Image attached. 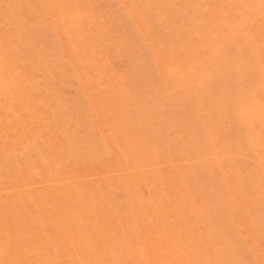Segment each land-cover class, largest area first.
I'll use <instances>...</instances> for the list:
<instances>
[{
    "label": "bare ground",
    "instance_id": "6f19581e",
    "mask_svg": "<svg viewBox=\"0 0 264 264\" xmlns=\"http://www.w3.org/2000/svg\"><path fill=\"white\" fill-rule=\"evenodd\" d=\"M15 1H16V3H14L13 5H11L12 3L10 4L11 5L10 8L12 9V11H15V13H17L16 11L19 10V7H20L19 5H21V3L19 4L17 2V0H15ZM33 1L35 3L37 2L38 4L43 2V4L46 7L45 10L47 9L48 11H50L54 15V17H56L55 20H57V18H58L56 16L57 13H59V15H61V16L63 15V17L68 16L67 18L65 17L66 18L65 20H66L67 26H68V27L66 26V28L68 29L69 27L70 28L73 27L74 31H71V29L69 28L70 31L68 32L69 34H67V36L69 35V38H71L73 40L78 39L77 36L78 37L80 36V28L77 26V23H75V19L79 15V5L80 4L78 5L75 0H33ZM34 2H32V3H34ZM213 2H215V1H213ZM213 2H212V5H210V6L214 5ZM233 2H237V1L236 0H219L218 6L222 7V4L224 3L227 5V8L230 9V11L226 12L225 10H223V9L221 10L220 8H219L220 10H217L216 12L214 10L213 13H212V11H209L206 14V19H208L210 17H211V19H212V17H216V18H218L220 16L222 17V15H224V14L226 15V13H227L229 15V16L226 15V17L228 16V20L226 19V17H224L228 22V23L226 22V24H228L227 28L233 29V28L238 27V29H239V25H236V23L238 21L237 14L238 13L243 14L245 11V13H248L249 17L252 16L250 18H251V21L253 23H254V20H252V18L254 16H257V15L259 16V18L262 21H264V0H243V3L241 6H239L240 7L239 9H234L235 7L233 9H231ZM37 3L34 5H36L35 9L38 10L40 5L37 8ZM177 3L179 4V2H177ZM204 3L206 5V0ZM240 3H241V1H240ZM215 5H217V4H215ZM215 5H214V8H217V7H215ZM180 6L184 7L183 3H182V5L180 3ZM230 6H231V8H230ZM119 7L121 8V6H119ZM203 7H205V6H203ZM207 8H208V4H207ZM207 8L205 7V9H207ZM2 10H0V143L3 142V146H0V148H1L0 152L2 153V155L0 156V264H53L54 260L59 261L58 264H107L108 262L110 264H234V263H231L232 260L230 262H228V261H225L224 259L219 258V257L223 258V255L226 254L227 248L226 247H220L219 245H217L215 242V239L213 241L212 238H210L212 241L210 242L209 246H204L202 244H199L196 241L195 234L200 228H202L199 226V225H201L199 223V221H201L200 219H202L203 215H205L204 212H202V210H200L202 212L201 213L202 215H199L197 217H195V215H192L191 217H195V218H191V219L189 218L190 220L188 222H186L185 224L182 223V221H181L182 219L186 220L188 218V216H190V214L195 212L194 211L195 205H196L197 201L199 200V198L198 197L196 199L192 198L193 199L192 202H189L187 200L189 203H187V202L184 203L180 199L176 198V194L174 192H168L167 188L164 187L165 178H167L168 175L167 174H161L159 169L155 167L154 158L151 159V162L148 164V167L150 166L149 167L150 169L148 168L149 169L148 171L150 174L154 175L153 178H155L157 185L155 187H152V188L150 186V189L145 188L144 190H141V189L137 190L140 193V194H138L139 195L138 201H136L135 198H131V197L127 196L125 193L122 194L120 191L119 192L114 191L113 190L114 188H112L114 186L110 185L109 182H111V181H108L106 176H102V178H101V183L103 185V190H102L103 195L97 196L96 194H94L92 192L89 194H86L84 192L83 182L89 181L91 174H89L87 172H81V165L83 163L79 159V157L77 156V153L79 152L77 147H75V146L66 147L65 146L66 144L63 143L64 141L63 142L61 141V136H65V134H67L68 129H66V131H65L64 130L65 128L63 127L61 129H59L55 134L52 133V128H53V125L55 124L53 121L54 120L57 122L62 121L66 125V122H64V121H65V119L68 120L69 116H67V114L65 115L64 113L60 112L54 118H47L43 114V105L47 104V102L52 97V95L50 96L49 94H47V93H50L51 88L46 86L43 83V81L41 80V78L43 77L42 72L44 74V71L46 69H48L49 65H50L49 64V65H47L48 67H45L47 62L45 63L43 61L44 60L43 57L48 56V54L46 56H44L45 52L43 53V51H41L43 54L41 52H39L40 50H46V48L39 49V51L36 48L37 50H35V51L26 52L32 56V59H30V60H29V58L24 59L25 56L23 55L24 61L20 60L21 58L19 56L22 55L26 50L28 51L29 47L32 46L29 43L31 40L30 41L26 40L28 42L21 43V42H24V40L22 41V40H18L15 38V35H14L15 24H13L12 23L13 21L11 22L9 20V18H7L5 16L4 11H2ZM23 10H24V8L23 9L21 8V11H23ZM199 10L201 11L202 9H199ZM209 10H212V9H209ZM116 12H118V11H116ZM18 13H19V11H18ZM198 14L202 15L201 13H198ZM31 15L32 14H30V16ZM195 16H197V15L195 14ZM32 18H33V16H32ZM197 19L200 21L199 17ZM197 19H195V20H197ZM19 20H20V18H19ZM79 20H77V21H79ZM195 20H193V21L195 22ZM203 20L205 21L204 18H203ZM28 21H27V23H28ZM59 21H60V19H59ZM211 21H213V20H211ZM220 21H221V19L219 20V22ZM29 22H31V21H29ZM209 22H210V20H209ZM252 22H251V24H248V23L245 24V25L248 24V26L246 27L248 30V31H246V35L248 38H246V39H248L249 42H250V40H252L255 43L251 48H248V49L243 48V40L241 39V37L236 35V34H230L229 33L230 31L227 28H224V30L222 32H219V29H218V32H216L215 30L217 28H215V27H214L215 29L213 28L214 30L209 29L212 26L209 27L208 30H201V31H198L194 27V30L195 31L197 30V32L194 33L195 37H194V35L190 36V35H186V34L181 33V32L179 33V31H178L177 35L174 37V39H172L173 43L171 42V47L167 48L166 50H163L162 48H159L157 46L153 47V49H152L153 50L152 51L153 57H152L151 61L148 60V63H146V64L147 65H158L157 70L164 73L168 77L170 82L172 81L173 85L175 84L177 87L178 86L182 87L181 90H184V89L187 90L191 94V96L201 98L202 100L200 99V101H201L200 103H202L204 106L205 103L202 101H203V99L206 100L208 93L207 92L205 93V91L202 93L200 91V88L202 86L204 87V86H209V85H211L210 87H212V84L210 82L212 80L209 81V79L211 77L208 73V70L206 68L202 67L201 65H264V37H262V38L256 37V31H258V33H259L260 26L259 25L258 26H251V25H253ZM15 23H17V21H15ZM22 23L20 25V22L18 21L17 24L19 26H22ZM36 23H37V21L35 22V24ZM215 23H217V22H215ZM24 24H26V23H24ZM190 24H191V22H190ZM38 25H39V22H38ZM40 25H41V23H40ZM212 25H214V23ZM216 26H218V24ZM219 26H221L220 28H222V25H219ZM63 28H65V27H63ZM197 28H199V27H197ZM243 28L244 27L242 26L241 29H243ZM33 29H34V31L37 30L36 26ZM222 29H220V30H222ZM27 30L29 31V29H27ZM25 31H26V29H25ZM35 32H30V33H35ZM25 33L27 34L28 32H25ZM17 34L18 33H16V36H17ZM26 34H23V31H22V35H24L26 37L28 35V34L27 35ZM260 34H264V33H260ZM19 36H21V35H19ZM19 36H18V38H19ZM199 36H202V37H200L201 39H205L206 43L204 42L205 44H203V45L206 46L205 47L206 50H204V52H201V54L199 53L201 55L199 60H194V59L191 60L189 56L192 55L190 53L194 52L193 46H195L193 44L194 43L193 39L196 37H199ZM29 38H31V37H29ZM197 39L198 38H196V40ZM201 39H200V41H201ZM224 39L228 40V42L230 43L231 46H229V45L224 46L222 43L224 41ZM34 40H35V38H33V41ZM78 40H79L78 45L75 46L76 52H74V53L69 52L67 54H69V55L74 54V56H75V54H77V55L78 54H84L85 55V53L88 50H90L89 52L93 53V55H89V54L87 55L86 54L85 55L86 57H84V55H82L84 57L83 65H88V69L91 72V74H93L94 76L97 77V79L94 81L90 80L89 77L85 78V81L87 82V89H88V91H86L85 94H86L87 100L90 97L95 96V95L105 97L102 109L99 107L100 110L97 111V114L99 115V117L101 119V123H99L97 125L100 126V125H104L106 123H110L111 120L113 119V117L111 116L112 119H110V122H109V120H108L109 117L106 116L107 113L115 112V111L119 110V108L121 107L119 105L118 101L122 100L123 98L122 97H121V99L119 98L120 100H118L117 102L115 100H116V98H118V96H119L118 94L119 93L121 94V92H122V88H121L122 79L119 76H116L115 80L114 79L104 80L103 76L107 72L102 70L101 68H102V65H106L108 63V57L103 54L104 56L98 57L99 59H97L96 56L94 55V52H96L95 49L93 47L92 48L90 47V49H88V39L86 36L81 35ZM34 42H33V45H34ZM197 42H198V40H197ZM36 43L38 45V43H39L38 40ZM151 43L149 42L148 45L150 46ZM201 44H199V46ZM41 45H42V43H40V46ZM38 46L34 45V47H32V48L34 49L35 47H38ZM23 47H25V48L27 47L26 50L24 48V51H23L22 50ZM49 47H50V45H49ZM124 47H125V45H124ZM39 48H41V47H39ZM141 48H144V47H141ZM145 50H147V49H145ZM123 51L125 52V48ZM147 51H149V50H147ZM66 52H67V50H66ZM135 52H137V51H135ZM197 52H199V51H197ZM98 55H99V50H98ZM62 56L64 57V54ZM48 57H50V56H48ZM68 57H71V56H68ZM120 58H122V56ZM64 59H66V58H64ZM64 59L62 58V60H64ZM73 59H75V58H73ZM131 59H132V56H131ZM25 60H29V61H25ZM127 60H128V58H127ZM127 60H126L125 65H144V63L142 61L140 63L139 62L137 63V62H135V61H137L135 59H133L135 61H131L130 59L128 61ZM70 61L72 62L71 59H70ZM122 61L123 60H121L119 63H121ZM49 62L52 63L51 61H49ZM62 62L63 61H61V64L64 65L65 63L63 64ZM109 62H110V59H109ZM116 62L118 63V60ZM144 62H145V60H144ZM53 64H54V62H53ZM81 64H82V62H81ZM123 64H124V62H123ZM26 65H31V66L32 65H41V66H38V67L28 66L27 67ZM183 65H190V66L184 67ZM115 66H117V65H115ZM53 68L54 67H52L50 70L53 71L52 70ZM126 68L127 67H125V69ZM142 68L143 67H139V66L138 67H132L131 68L133 71L132 75L136 76L140 73H142V74L145 73L142 71ZM232 68H234V67H232ZM262 68H264V67H262ZM57 69H59V68H57ZM78 70H80V69H78ZM78 70L77 69L70 70V71H72L73 75H75L74 77L76 80L78 77L77 76ZM146 70H148V69H146ZM244 70H245V68H244ZM55 71L56 70L54 69V72H52V73L55 74ZM58 71L61 72L60 70H58ZM58 71H56L57 74H59ZM63 71H64V69H63ZM87 72H88V70H87ZM228 72L230 74L233 73L232 75L235 74L234 75L235 77L239 76L238 78L240 79V81L236 87L237 90L241 93V95L239 94L240 100L238 103V107L242 109V113L241 112L240 113L245 114L246 118L248 117L250 119V117H253V115L255 113L254 112L252 113V111H251L252 107L250 109L248 104L246 103V100L244 99L245 98L244 96H246L245 95V92H246L245 86H246V84H248V81L246 80L245 76H246V74H249V71H247L245 76H244V71H239V69L228 70L227 68L222 67V69H220V71H219V73L222 76H223V74L226 75ZM212 73H214V72H212ZM130 74H131V72H130ZM149 74H150V71H149ZM45 75H47V74H45ZM79 75H80V73H79ZM140 75H138L139 81H140V79H142V78H140L141 77ZM151 75H152V73H151ZM57 76H60V75H57ZM113 76H115V75H113ZM145 76H147V75H145ZM211 76H213V75L211 74ZM48 77H51V75ZM142 77L144 78V75ZM224 77H222V80L224 79ZM162 78L163 77H161V79ZM217 78H218V76H217ZM53 79H54V77H53ZM62 79L60 80V78H59L58 80L62 81ZM125 79H127V77ZM215 79H216V77L214 78V81H216ZM219 80H220V78H219ZM111 81H113V82H111ZM114 81L118 84L116 85V83ZM262 81H264V78L261 79V82ZM57 83H58V81H56V85H57ZM106 83H108V84H106ZM111 83H115V86H110ZM167 84H169V83H167ZM262 84H264V83H262ZM68 85H69V83H68ZM161 85H163V84H161ZM169 85L172 86L171 83ZM175 85H174V87H175ZM214 85L215 84H213V86ZM262 86H264V85H262ZM180 87H178V88L180 89ZM256 88L259 89L258 86ZM163 89L165 90V87ZM169 89H168V91H169ZM203 89L208 90V88H203ZM213 89H214V87H213ZM262 89H264V87H262ZM185 90H184V92H185ZM260 90H261V88H260ZM258 91H257L258 98L256 99V104H255L257 109H255V112L256 113L258 112V114H261L262 113V107L261 106H262V104H264V92H262V90L259 92ZM180 94H183V93H180ZM228 95L223 94V96L221 98H219L220 103H221V99L223 101L224 100L229 101L230 97L228 98ZM246 98L249 99L248 97H246ZM110 99L114 100L112 104H109ZM196 99L198 100V104H199L198 107H196V111H197V108H202V110H204L205 107L204 108H203V106L199 107L200 106L199 99L198 98H196ZM208 99L209 98H207V101H208ZM93 100H95V99H93ZM250 100H251V97H250ZM110 101H112V100H110ZM211 101H212V99H210V102ZM217 101H219V100H217ZM122 102H124V101L122 100ZM148 102H150V101H148ZM99 103H100V101H99ZM215 103H211V105H215ZM151 104H153V103L151 102ZM53 105H51V106H53ZM142 105L144 106V104H142ZM216 105H218V104H216ZM123 106H125V105H123ZM143 106H141V107H143ZM188 106H189V104H188ZM195 106H197V104H195ZM195 106H193V110H191V111H193V114L195 113L194 112ZM214 107H217V106H214ZM53 108H54V106H53ZM172 108H171V110H173ZM206 109H207V107H206ZM211 109H210V111H211ZM224 109H226V108L224 107ZM137 110H139V109H137ZM168 110H170V109H168ZM184 110H181V111L184 112ZM198 110H200V109H198ZM215 110H218V107ZM204 111H207V110H204ZM121 112H123V111H121ZM131 112H133V111H131ZM200 112H203V111H200ZM222 112H223V109H222ZM142 113H143V111H142ZM224 113H226V111ZM200 114L202 117L203 114L202 113H200ZM180 115H182V114H180ZM197 115L199 116V114H197ZM207 115H210V114H207ZM220 115H221V113H220ZM148 116H149V114H148ZM106 117H108V118H106ZM199 117H198V119H199ZM211 117H213V116H211ZM152 118H153V116H152ZM207 118L209 121L210 118L209 117H207ZM218 118H220V117H218ZM258 118L259 117L257 116V119ZM74 119L75 118H73V120ZM255 119L256 118H254V120ZM127 120H126V122H127ZM199 120H201V122H202L201 118ZM259 120H261V119H259ZM187 121H189V120H187ZM142 122H143V120H142ZM177 122H178V120H177ZM253 122L254 121H251L250 123H253ZM118 123H120L119 128L121 130L122 127L124 126L125 122L120 121ZM174 123L176 124V121ZM193 123H195V121ZM78 124H80V123H78ZM212 124H213V122H212ZM71 125L73 126L74 124H71ZM194 125H196V124H194ZM202 125H204V124H202ZM206 125H207V123H206ZM231 125H232V123H231ZM231 125L229 127H231ZM182 126H183V124H182ZM184 126H186V125H184ZM175 127H177V125ZM179 127H181V125ZM187 127L188 126H186V128ZM182 128H184V127H182ZM144 129H146V128H144ZM189 129H190V127H189ZM202 129H205V128H202ZM130 130L132 131V129H130ZM224 130H225V128H224ZM248 130H249L250 134L252 133V135H254L253 137L256 136V130L255 129L249 127ZM262 130H264V129H262ZM80 131H81L80 133L83 132L82 130H80ZM182 131H184V130H182ZM190 131L192 132V130H190ZM178 132L179 131L175 132L176 135ZM225 132L226 131H224V134H225ZM120 134L121 133L119 131L118 134L111 136L110 138L107 137L106 135L101 136V134H100L101 138L98 139L97 149L95 151H89L88 153L86 152L87 155L85 156V161L89 160L90 163H92V165L99 166V167L104 165L103 164L104 153H102L100 148L106 151L107 147H109L108 144H110L112 151L110 153L105 154V155H106V157H108L109 160H111L110 169L122 171L121 179L123 180V182L120 186V190L123 191L125 189L131 188V187H136V185L141 184L144 180V172L140 171V170H134L135 162L132 158V155L130 154L132 145L134 143H133V141H123V138L121 137ZM207 134H208L209 139L211 141H213L214 137H215L213 130L208 129ZM87 135H89V134H87ZM226 135L228 136V134H226ZM226 135H224V136H226ZM79 136H78V138H79ZM131 136H132V134H131ZM178 136H176V137H178ZM221 136H223V135H221ZM136 137H135V140H136ZM186 137H187V135H186ZM208 137H207V139H208ZM70 138H72V137H70ZM199 139H198V141H199ZM205 139H206V137L203 140H205ZM74 141H73V143H74ZM181 141H182V139H181ZM86 142H88V141L86 140ZM194 142H196V141H194ZM204 143H207V142H204ZM221 143H222V141H221ZM225 143H226V141H225ZM71 144H72V140H71ZM255 144L256 145H254V146L256 149L254 151H256L258 153L260 152L261 155H264V143H261L260 141H256ZM149 145H146V148H144V149L146 150V152L150 153ZM151 145H153V144H151ZM190 146H192V145H190ZM203 146L208 147L210 145L203 144ZM214 146H215V143L213 146H211V148L209 147V149L212 150L213 149L212 147H214ZM225 146L226 145H224L223 147H225ZM252 147H253V145H252ZM153 148H152V150H153ZM158 148H159V146H158ZM158 148H156V149H158ZM205 148L206 147H204V149H202V151L204 153H205ZM196 149H198V147ZM215 149H216L215 150V157H214L215 159H217L219 156H225V152L222 149V147H218ZM227 149H230V148L228 147ZM86 150H88V148ZM186 151L188 152V148ZM191 151H194V150H191ZM197 151L199 152V150H197ZM202 151H201V153H202ZM206 151H208V150L206 149ZM198 152H197V155L200 154ZM186 155H188V154H186ZM186 155H185V157H186ZM189 156H187V157H189ZM193 156H194V154H193ZM204 156H205V154H204ZM238 157H240V156L237 155V158ZM189 158L191 159L193 157H189ZM231 158H232V156H231ZM237 158H234V159H237ZM185 159H187L185 161H189L188 158H185ZM191 160L195 161L196 158L191 159ZM198 160H199V158H198ZM229 160H230V164H231V159H229ZM165 161H167V160H165ZM190 161L188 162L187 167L189 166ZM236 161H235V163H236ZM240 164H241V160H240ZM247 164H248V162H247ZM216 165H218L217 161H216ZM232 165H234V164L232 163ZM236 165L233 167H236ZM192 166H194V164ZM189 167H188V169H189ZM190 168H192V167H190ZM195 168H196V166L194 167V169ZM212 168L215 169L214 167H212ZM212 168L210 167L209 170H212ZM110 169H107L106 171H104V175H106V173ZM191 170H193V169H191ZM202 170H205V168L203 167ZM233 170H235V169H233ZM188 171L190 172V170H188ZM200 172H197V173L202 174V171H200ZM210 173H212V172H210ZM204 174H205V172H204ZM173 175H175V174H173ZM193 175H196V174H193ZM175 176H177V175H175ZM221 176L218 175V177H221ZM237 176H238V174H237ZM213 177H215L214 174H213ZM213 177L211 176L212 179H213ZM218 177H215L216 180ZM243 177H245V175ZM50 178H55L57 180V183L54 186L48 187V185L46 184V181H49ZM193 178L194 179L196 178L197 180L201 179V178L198 179L197 177H192V180H193ZM205 178H207V176H205ZM209 178H210V175H209ZM211 178L209 179V183H208L210 186L206 184L208 186V189H207V186L203 182H201L206 186L207 190H209V188L211 189V187L213 186L212 183H211L212 186L210 184V181L212 180ZM215 178L213 181H215ZM239 178H240V176H239ZM96 179H98V178H96ZM219 179L222 180V178H219ZM219 179L217 181L218 183L220 182ZM236 179H238V178H236ZM205 180H203V181H205ZM171 181H172V179H171ZM182 181L183 180H181V182ZM241 181H242V179H241ZM199 183L200 182H198L197 184H199ZM240 183H238V184L240 185ZM242 184H243V182H242ZM179 186H181V185L178 184V187ZM197 186L199 187V185H197ZM87 187H89V186L87 185ZM99 187L100 186H97L98 189H99ZM198 187L197 188L195 187V188L197 190H200L199 188L201 186L199 188ZM202 187H204V186L202 185ZM240 188H242V187H240ZM212 189L214 190V188H212ZM111 191L113 193H115L116 195H118V197L120 196L122 198V196L123 197L125 196L126 197L125 200L123 202L121 201V203L119 204L118 198H117L118 199V201H117V199H114L116 197H110L109 196V194L112 193ZM189 191H187V192H189ZM244 191L245 190H243V193H244ZM144 192L146 193V196H145ZM187 192H184V193H187ZM202 192L205 193L204 191H202ZM207 192H209V191H207ZM211 192H210V194H211ZM181 193H182V191H181ZM214 193L217 194L218 192H215V190H214ZM216 194L215 195L211 194L212 196H214V198H212V196H211V198L215 199ZM236 194H237V190L234 187H232L230 184H228L224 194H222V196H221V199L223 201H226L229 197H233ZM135 195H137V194L135 193ZM135 195H133V196H135ZM185 195H187V194H184L182 196H185ZM193 195H191V196H193ZM204 195L205 194H203L202 197L199 195L203 201H204V199H203ZM243 195H245V194H243ZM206 196H204V198H206ZM145 197H147L148 199H145ZM217 197H218V195L216 196V198ZM121 198H120V200H121ZM187 199H188V197H187ZM246 199H248V198L246 197ZM211 200H210V202H211ZM216 200L217 199H215V202H216ZM185 201H186V199H185ZM207 202H209V200ZM207 202H205L203 204L207 205L206 204ZM212 202H214V201H212ZM136 203H138V205H136ZM199 204H200V202H199ZM210 205H207V206L210 208L211 207ZM212 205H213V203H212ZM135 206H138L137 208H138L139 212H137V213H135V211H134ZM202 206L203 205H201V207ZM207 206H206V209L208 210L209 208ZM244 207H246V206H244ZM118 208H120V210H123V211H121V212H124L122 215H119L118 212H120V211L118 210ZM197 208L201 209L199 206ZM216 208L217 207L215 206V209H212V211L217 210ZM202 209H205V206H203ZM218 211H220V210L210 212V213H212V214L214 213V215H215V213ZM223 211L224 210H222L221 212L224 214ZM207 212H209V210ZM255 212L253 210V213H255ZM196 213H197V211H196ZM222 213L221 214L219 213V214L223 218ZM231 213H229V214L231 215ZM206 214H208V213H206ZM212 214H211V216H212ZM229 214L227 213L226 215H229ZM214 215H213L212 219H214V217L216 218V215L215 216ZM220 215H217V216H220ZM230 215H229V218H231ZM109 216H113L114 220L111 221L112 222L111 227L106 228L105 227V220H107V218H109ZM224 216H225V214H224ZM205 217H210V216L206 215ZM226 218H227V216H226ZM226 218L224 217L225 220H226ZM212 219H211V221H213ZM224 219L223 220L221 219L222 222L224 221ZM214 220L215 221L217 220L216 222L219 221L218 217H217V219H214ZM227 220H228V218H227ZM227 220H226V222H227ZM231 220H232V218H231ZM231 220H230V223L232 222ZM48 221H49L50 225L47 227L46 233L41 236V234L43 233L40 231L42 228L41 226L43 223L48 222ZM241 221H242L241 224L245 228V233H248L249 227H250V220L245 215H243ZM204 222H205V227H209V225H208L209 223L206 225L207 220L206 221L202 220V224ZM257 222H258V220H257ZM228 223H229V221H228ZM228 223H225V221H224L223 223H221V225L228 224ZM211 224H210V227H213L216 229L215 226H217V225L215 224V226H213V225L211 226ZM146 225H148V226L151 225L152 231L156 230L154 232V236L150 239H147L143 234L144 226H146ZM226 227H227V225H226ZM256 228H258V227H256ZM211 229L212 228H210V231H211ZM217 229H216V231H217ZM203 230L207 231V229H205V228H203L202 231ZM220 230H223V229H220ZM212 231H214V230H212ZM232 231L235 232V230H232ZM232 231H231V234H232V236H234L233 235L234 232L232 233ZM39 232H41V234H39ZM207 232H209V231H207ZM221 233L222 232H219L218 234H221ZM198 234L200 235L201 233L198 231ZM198 234L196 235V237L198 236ZM215 234H216V232H215ZM225 234L226 235L229 234V231ZM225 234L223 236V239L219 235H218V237H220L222 240H224ZM206 235L209 237V234L206 233L205 236ZM228 236H230V235H228ZM234 237H236V236H234ZM203 238L204 239L203 240L201 239V241H205L206 237H203ZM215 238H216V236H215ZM227 238L229 239V237H227ZM219 239L217 238V240H216L217 243L220 244L221 242H224V241L219 240ZM218 240H219V242H218ZM200 243H202V242H200ZM156 245L161 246V248L155 253L154 256H156V258L152 259V255L149 252V248L152 246L154 247ZM239 245H240V243H239ZM232 246H233V244H232ZM262 251H264V250H262ZM215 255H217V257L215 258V262H213V256H215ZM227 257H228V255H227ZM217 258L222 260V261L217 260Z\"/></svg>",
    "mask_w": 264,
    "mask_h": 264
},
{
    "label": "rangeland",
    "instance_id": "374dc122",
    "mask_svg": "<svg viewBox=\"0 0 264 264\" xmlns=\"http://www.w3.org/2000/svg\"><path fill=\"white\" fill-rule=\"evenodd\" d=\"M75 1L77 2L78 5L80 4L79 5V15L75 19V23H77V26L80 28V36L83 35V36L87 37L88 49H90V47L91 48L93 47L95 49L96 52H94V55L96 56L97 59H99L98 57H101L104 55L108 57V63L106 65H102V68H101L102 70L107 72L103 76V79L104 80H112V79L115 80L116 76H119L122 79V86H121L122 92H121V94L120 93L118 94L119 96H118V98H116L115 101L117 102L122 97L123 98L122 100L124 102H122V100L118 101L119 105L121 106L119 108V110H117L115 112L107 113L106 116H108L109 118L108 117H106V118H108L109 122H110V119H112V117L114 120L112 119L110 123H106V124L100 125V126L97 125V124L101 123V119H100L99 115L97 114V111L100 110V108L102 109L105 97L95 95V96L90 97L87 100L86 94H85V92L88 91L87 82L85 81V78L89 77V79L92 81L97 79V77L94 76L93 74H91V72L89 71L88 65H83L84 57H86L85 55L86 54L87 55L88 54L93 55V53L89 52L90 50H88L85 53V55L84 54H78L79 55L78 56L77 54H75V56H74V54H72V55L67 54L69 52H71V53L76 52L75 46L78 45V42H79L78 39L80 37V36L79 37L77 36L78 39L76 38L77 40H73V39L69 38V35L67 36V34H69L68 32L70 31V29H71V31H74L73 27H71V28L69 27L70 29L66 28L67 22L65 19L68 16L63 17V15L61 16V15H59V13H57L56 16L60 19V21L58 18H57V20H55L56 17H54V15L50 11H48L47 9L45 10L46 7L43 4V2H41L39 4L36 2L37 8L39 7V5H40V7L38 8V10L35 9L36 5H34V4H36V3L33 0H17V2L19 4L21 3V5H19L20 6L19 10L16 11L17 13H15V11H12V9L10 8L11 5L16 3L15 0H0V10L3 9L2 11H4L5 16L7 18H9V20L11 22L13 21L12 22L13 24H15L14 35H15L16 39L22 40V41L24 40V42H21V43H25V42H28L31 40L29 43L32 46L31 47L28 46L29 47L28 51L26 50L27 47L26 48L23 47L22 50L24 51V48H25L26 51L23 54L21 53L22 55L19 56L21 58L20 60L24 61V59H26V58L27 59L29 58V60H30V59H32V56L26 52L35 51L37 49L39 51V49H44V48H46L47 51L46 50H40L39 52L43 51V53L45 52L44 56H46L48 54V56L51 57V58L48 56H46L47 58L43 57L44 58L43 61L45 63L47 62L46 66L45 65L44 66L48 67L47 65H49V64L50 65H49V68L44 71V74L42 72L43 77L41 78V80L43 81V83L46 86L51 88L50 93H47V94H49L50 96L52 95L51 99L47 102V104L43 105V114L47 118H54L60 112L64 113L65 115L67 114V116H69L68 120L65 119V121H64V122H66V125L62 121L57 122L54 120L53 122L55 124L53 125L52 133L55 134L59 129H61L63 127L65 128L64 129L65 131H66V129H68L67 134H65V136H61V141L62 142L64 141L63 143L66 144L65 145L66 147H68V146L77 147V149L79 150V152L77 153V156L79 157V159L83 163L81 165V172H87V173L91 174L90 180L87 182L86 181L83 182L84 192L86 194H89L92 192V193L96 194L97 196L103 195V192H102L103 185L101 183V178H102V176H106L107 180L111 181V182H109L110 185L114 186V187H112V188H114L113 189L114 191H117V192L120 191L122 194L125 193L127 196H129L131 198H135L136 201H138L139 200L138 194H140V193L137 190H139V189L144 190L145 188L150 189V186L152 188V187H155L157 185L155 178H153L154 175L150 174L148 171L150 169L149 168L150 166L148 167V164L151 162V159L154 158L155 167L159 169L161 174H167L168 175L167 178H165V184H164V187L167 188L168 192H174L176 194V198L180 199L184 203L192 202V200H193L192 198H194V199H196L197 197L199 198V200L197 201V203L195 205V210H194L195 212H193L192 214H190V216H188V218L186 219L187 221L185 219L181 220L182 223L185 224L191 218H195L199 215H202L201 213L204 212L205 215H203V218L200 219L201 221H199V223L201 224L199 226L202 228H200L198 231L201 234L199 235L198 231L195 234L196 241L199 244H202L204 246H209L210 242L212 240L214 241V239H215V242L217 245H219L220 247H226L227 248L226 254L223 255V258L222 257H219V258L224 259L225 261H228V262H230L232 260L231 263H234V264H264V251H262V250H264V155H261L260 152L258 153L256 151H254L256 149L254 146V145H256L255 144L256 141H260L261 143H264V130H262V129H264V104H262V106H261L262 107V113L261 114H258V112L257 113L255 112V109H257L255 106L256 99L258 98L257 91L262 90V92H264V89H262V87H264V86H262V85H264V84H262V83H264V81L261 82V79L264 78V68H262V67H264V65H201L202 67H204L208 70V73L211 77L209 79V81L210 80L213 81V82L210 81L212 84V87H210L211 85H209V86H204V87L202 86L200 88V91L202 93L204 91H205V93L206 92L208 93L207 98H209L208 101H207V98H206V100L203 99L202 102L205 103L203 106V104L200 103L201 98L191 96V94L187 90H185L184 88L183 89L185 90V92H184V90H181L182 87H180V86H178V87H180V89L175 84H174L175 85V87H174L172 81L170 82V80L168 79V77L164 73L157 70L158 65H147L146 64V63H148V60L151 61V59L153 57V52H152L153 47L157 46L159 48H162L163 50H166L167 48L171 47V42L173 41L172 39H174V37L177 35L178 31H179V33L181 32V33H184L186 35L193 36L194 33L197 32V30L198 31L208 30V28L212 26L211 28H209L210 30L215 27V28H217L215 30L216 32H218V29H219V32H222L224 30V28L228 27V24H226V22L228 20L229 15L226 13V15H228L227 17L224 14V15H222V17L221 16L218 18L212 17V19L210 17V18L206 19V14L209 11H212V13H213L214 10L216 12L217 10L223 9L227 12V11H230V9H228L227 5L224 3L222 4V7H219L218 6L219 0H206V5L204 3L205 0H181V1L180 0H125V1L124 0H75ZM213 1H215V2H213ZM236 1L237 2H233L232 8L230 6L231 9H233L234 7H235L234 9H239L240 8L239 6H241L243 3V0H236ZM240 1H241V3H240ZM32 2H34V3H32ZM177 2H179V4ZM212 2L214 5L217 4V5H215V7H217V8H214V5L210 6V5H212ZM180 3H181V5L183 3L184 7L180 6ZM207 4H208V8H207ZM119 6H121V8ZM203 6H205L207 9H205V7H203ZM21 8L22 9L24 8V10L21 11ZM199 9H202V10L200 11ZM209 9H212V10H209ZM18 11H19V13H18ZM116 11H118V12H116ZM198 13H201L203 16L198 14ZM30 14H32V15L30 16ZM195 14L197 16H195ZM32 16H33V18H32ZM198 17H199L200 21L197 19ZM224 17H226L227 20ZM250 17H252V16H250ZM250 17L248 15V13H245V11L243 14L238 13L237 14L238 21H237L236 25H239V29H238V27L233 28V29L227 28L230 31L229 32L230 34H236V35L241 37V39L243 40V48H247V49L251 48L255 44L252 40H250V42H249L248 39H246V38H248L246 35V31H248L246 27L248 26V24H251V22H252ZM19 18H20V20H19ZM203 18L205 19V21L203 20ZM27 19L31 22H29ZM192 19L193 20L197 19V20H195V22H194ZM218 19L219 20L221 19V21L219 22ZM35 20L37 21V23H36L37 25L35 24V22H36ZM77 20H79V21H77ZM209 20L211 23L209 22ZM211 20H213L214 22ZM252 20H254V23L252 22L253 25H251V26H258V25L260 26L259 33H258V31H256V37H258V38L264 37V34H260V33H264V21H262L258 15L254 16L252 18ZM15 21H17V23L19 21L20 25L23 22L22 26H19L17 23H15ZM27 21H28V23H27ZM38 22H39V25H38ZM190 22H191V24H190ZM215 22H217V23H215ZM24 23H26V24H24ZM40 23H41V25H40ZM213 23H214V25H212ZM246 23H248V24L245 25ZM215 24L216 25L218 24V26L222 25L223 29L220 28L221 26L218 27ZM34 25L36 26V29L38 30V31L35 30L36 32L33 29V28H35ZM242 26L244 27L243 29H241ZM63 27H65V28H63ZM194 27H195V29H197L196 31L194 30ZM197 27H199L200 29ZM25 29H26V31H25ZM27 29H29V31ZM220 29H222V30H220ZM22 31H23V34H26L25 32H28L27 33L28 35L26 34L27 36L25 37L24 35H22ZM30 32H35V33H30ZM16 33H18L17 36H16ZM19 35H21V36H19ZM18 36H19V38H18ZM28 36L31 38H29ZM194 37H195V35H194ZM200 37H202V36L196 37V38H198L197 39L198 42H197L196 38L193 39L194 40L193 44L195 46H193L194 52L190 53L192 55L189 56L191 60L192 59L199 60V58L201 57V55H200L201 52H204V50H206V48H205L206 46L203 45L206 43V41H205V39H201ZM33 38H35V40H34L35 42L33 41ZM199 38L201 39V41ZM36 39L39 42L38 43L39 46L36 43L37 42ZM26 40H28V41H26ZM33 42H34V45H36L38 47H35L33 49L32 48V47H34ZM149 42L150 43L152 42L150 44V46L148 45ZM40 43H42L41 46H40ZM222 43L224 46L225 45L231 46L230 43L228 42V40L224 39V41ZM199 44H201L202 46L201 45L199 46ZM49 45H50V47H49ZM124 45H125V47H124ZM39 47H41V48H39ZM141 47H144L145 49H147L149 51H147ZM124 48H125V52L123 51ZM66 50H67V52H66ZM98 50H99L100 56L98 55ZM135 51H137V52H135ZM197 51H199V52H197ZM54 52L55 53L57 52V53L55 54ZM61 54L62 55L64 54V57ZM82 55H84V57ZM68 56H71V57H68ZM121 56H122V58H120ZM131 56H132V59H131ZM23 57H24V59H23ZM62 58L63 59L68 58L67 59L68 61L66 59L62 60ZM73 58H75V59H73ZM127 58H128V60L130 59L131 61L137 60V61H135L137 63L138 62L140 63L142 61L144 63V65H125ZM70 59L72 60V62L70 61ZM109 59H110L111 63L109 62ZM133 59H135V60H133ZM29 60H25V61H29ZM117 60H118V63L116 62ZM121 60H123V61L121 63H119ZM144 60H145V62H144ZM49 61H51L52 63H50ZM61 61H63L62 63L63 64L65 63V64L62 65ZM53 62L55 65L53 64ZM81 62H82V64H81ZM123 62H124V64H123ZM115 65H117V66H115ZM26 66L28 67L31 65H26ZM33 66L38 67L41 65H32L31 67H33ZM51 66L54 67L52 69L53 71L50 70L52 68ZM124 66L127 68L125 69ZM138 66L143 67L142 71L145 72L143 74L140 73L141 75L138 74L141 76L140 78L143 79V80L140 79V81L138 79V75H136V76L132 75L133 71L131 69L132 67H138ZM183 66L188 67L190 65H183ZM222 67H225L228 70L239 69V71H244V76L247 73V71H249V74H246V76H245L246 80L248 81V84H246V86H245L246 87V92H245L246 96H244L245 97L244 99L246 100V103L248 104L249 108L251 109V107H252V110H251L252 113L253 112L255 113L253 115V117H250V119L248 117H247L248 118L247 119L245 114H241L242 109L238 107V103L240 100L239 96L241 95V93L237 90L236 87L240 81V79L238 78L239 76L237 75L238 77H235L234 76L235 74L232 75L233 73L230 74L229 72L226 75L223 74V76H222L219 73V71H220V69H222ZM232 67H234V68H232ZM57 68H59V69H57ZM244 68H245V70H244ZM54 69L56 71L60 70L61 72L58 71L59 74H57L55 71V74H54V73H52V72H54ZM63 69H64V71H63ZM72 69H77V70L80 69L77 71L78 75L76 74L78 76V77L76 76L77 80L75 79V77H74L75 75H73L72 71H70ZM146 69H148V70H146ZM87 70H88V72H87ZM149 71H150V74H149ZM130 72H131V74H130ZM212 72H214V73H212ZM79 73H80V75H79ZM151 73H152V75H151ZM45 74H47L48 76L51 75V77H48ZM56 74L60 75V76H57ZM211 74L213 76H211ZM113 75H115V76H113ZM143 75H144V78L142 77ZM145 75H147V76H145ZM216 75L218 76V78ZM214 76L216 77V79H215L216 81H214V78H215ZM53 77H54V79H53ZM58 77L60 78V80L63 78L64 79V80L62 79L63 82L58 80L59 79ZM126 77H127V79H125ZM161 77H163V78L161 79ZM222 77H224L223 80H222ZM219 78H220V80H219ZM56 81H58L57 85H56ZM111 82H113V81H111ZM68 83H69V85H68ZM115 83H111L110 86H115ZM167 83H169V84L171 83L172 86H170ZM106 84H108V83H106ZM117 84L118 83H116V85ZM161 84H163V85H161ZM213 84H215V85L213 86ZM257 86L259 87V89L256 88ZM164 87H165V90L163 89ZM213 87H214V89H213ZM203 88H208V90L203 89ZM260 88H261V90H260ZM168 89H169V91H168ZM180 93H183V94H180ZM223 94L224 95L229 94L228 98L230 97L231 99L229 98V101L230 100L231 101L230 102L227 100L223 101L221 99V103H220L219 98H221L223 96ZM246 97H248L249 99H247ZM250 97H251V100L253 102L250 100ZM196 98L199 99V103H200L199 107L203 106V108L205 107L204 110H207V111L202 110V108H197V111H196V107H198V105H199L198 100ZM93 99H95V100H93ZM210 99H212L211 102H210ZM110 100H112V101H110ZM110 100H109V104H112L114 100L113 99H110ZM217 100H219V101H217ZM99 101H100V103H99ZM148 101H150V102H148ZM137 102L139 104L140 103L141 104L139 105ZM151 102L153 104H151ZM207 102L208 103L210 102V103L208 104ZM211 103H215V105H211ZM142 104H144V106ZM188 104H189V106H188ZM195 104H197V106H195ZM216 104H218L219 106ZM51 105H53L54 108ZM123 105H125V106H123ZM141 106H143V107H141ZM193 106H195L194 107V110H195L194 114H193V111H191V110H193ZM214 106H217L218 110H215V109H217V107H214ZM206 107H207V109H206ZM224 107L226 109H224ZM171 108L173 110H171ZM137 109H139V110H137ZM168 109H170V110H168ZM198 109H200V110H198ZM210 109H211V111H210ZM222 109H223V112H222ZM181 110H184V112H182ZM121 111H123V112H121ZM131 111H133V112H131ZM142 111H143V113H142ZM200 111H203L204 113L205 112L206 113L204 114L203 112H200ZM225 111H226V113H224ZM200 113L203 114L202 115L203 118L201 117ZM220 113H221V115H220ZM148 114H149V116H148ZM180 114H182V115H180ZM197 114H199L200 117ZM207 114H210V115H207ZM121 115L122 116L124 115V116L122 117ZM152 116H153V118H152ZM211 116H213V117H211ZM257 116L259 117L258 119H257ZM198 117H199V119L200 118L202 119L203 123L201 122V120L198 119ZM207 117L210 118L209 121H208ZM218 117H220V118H218ZM73 118H75V119L73 120ZM254 118H256V119L254 120ZM259 119H261V120H259ZM126 120H127V122H126ZM142 120H143V122H142ZM177 120H178V122H177ZM187 120H189V121H187ZM120 121L125 122V124L121 130L119 128L120 123H118ZM175 121H176V124L174 123ZM194 121H195V123H193ZM251 121H254V122L250 123ZM212 122H213V124H212ZM78 123H80V124H78ZM206 123H207V125H206ZM231 123H232V125H231ZM71 124H74V125L72 126ZM182 124H183V126H182ZM194 124H196V125H194ZM202 124H204L205 126ZM174 125L175 126L177 125V127H175ZM180 125H181V127H179ZM184 125L188 126L187 127L188 129ZM230 125H231V127H229ZM182 127H184V128H182ZM189 127H190V129H189ZM249 127L256 130V136L255 137H253L254 135H252V133L251 134L249 133V130H248ZM129 128L132 129V131ZM144 128H146V129H144ZM202 128H205V129H202ZM224 128H225V130H224ZM208 129L213 130V132L215 134L213 141H211L208 137V134H207ZM226 129L228 131L229 130L230 131L228 132ZM80 130H82L83 132L80 133L81 132ZM182 130H184V131H182ZM190 130H192V132ZM119 131L121 133L120 135L123 138V141H133V143H134L132 145L131 153H130L132 155L134 162H135L134 170H140V171L144 172V180L141 184L136 185V187H131V188L125 189L123 191L120 190V186L123 182V180L121 179L122 171L110 169L111 160H109L108 157H106V155H105V154L110 153L112 151L110 144H108L109 147H107L106 151L100 148L102 153H104V155H103V164L104 165L99 167V166L92 165V163H90L89 160L85 161V156L87 155V153L89 151H95L97 149V142H98V139L101 138V136L106 135L107 137L110 138L111 136L118 134ZM177 131H179V132L176 135L175 132H177ZM224 131H226L227 133L225 132V134H224ZM78 134L79 135L81 134V135L79 136ZM87 134H89V135H87ZM100 134H101V136H100ZM131 134H132V136H131ZM226 134H228V136ZM77 135L79 136L80 139L78 138ZM186 135H187V137H186ZM221 135H223V136H221ZM224 135H226V136H224ZM176 136H178V137H176ZM70 137H72V138H70ZM135 137H136V140H135ZM205 137H206V139H205L206 141L203 140ZM207 137L209 140L207 139ZM181 139H182V141H181ZM198 139H199V141H198ZM71 140H72V144H71ZM86 140L88 142H86ZM73 141H74V143H73ZM194 141H196V142H194ZM221 141L223 144L221 143ZM225 141H226V143H225ZM204 142H207L208 144L204 143ZM214 143H215V146L212 147L213 148L212 149L213 151H212L211 149H209V147L211 148V146H213ZM149 144L150 145L153 144V145L150 146ZM203 144L210 145V146H208V147L203 146ZM251 144L253 145L254 148L252 147ZM146 145H149L150 153L146 152V150L144 149V148H146ZM188 145L189 146L192 145V146L189 147ZM224 145H226V146L223 147ZM0 146H3V142L0 143ZM158 146H159V148H158ZM186 147L188 148V152L186 151L187 150ZM197 147H198V149H196ZM204 147H206L205 153L202 151V149H204ZM218 147H222V149L225 152V156H219L217 159H215L214 158L215 157V150H216L215 148H218ZM228 147L230 149H227ZM87 148H88V150H86ZM152 148H153V150H152ZM156 148H158V149H156ZM206 149L208 151H206ZM191 150H194V151H191ZM197 150H199V152ZM200 150L202 151V153ZM197 152L200 154L197 155ZM186 154H188V155H186ZM193 154H194V156H193ZM204 154H205V156H204ZM1 155H2V153L0 152V156ZM185 155H186V157H185ZM237 155L240 157L237 158ZM187 156L193 157L191 159L196 158V160L195 161L191 160ZM231 156L233 159L231 158ZM185 158H188L189 161L191 160L189 163V166L192 168H190L188 166L189 167V169H188L187 165H188L189 161H185V160H187ZM198 158H199V160H198ZM234 158H237V159H234ZM229 159H231V164H230ZM239 159L241 160V164H240ZM165 160H167V161H165ZM216 161L218 162V165H216ZM235 161H236V163H235ZM247 162L249 165L247 164ZM232 163L234 165H232ZM193 164H194V166H192ZM235 165H236V167H233ZM195 166H196V168L194 169ZM203 167L205 168V170H202ZM210 167L211 168L214 167L215 169L212 168L213 171L209 170ZM107 169H110V170L107 172L108 174L106 173V175H104V171H106ZM191 169H193V170H191ZM233 169H235V170H233ZM188 170H190L191 173ZM200 171H202L203 175L200 174L201 173ZM203 171L205 172L206 175L204 174ZM209 171L212 173H210ZM197 172H200V173L198 174ZM173 174H175L177 176H175ZM193 174H196V175H193ZM213 174L215 177H218V175L219 176L222 175V176L218 177L216 180V178L213 177ZM237 174H238V176H237ZM209 175H210V178H211V176L213 177V179L211 178L212 182L210 181V184L212 183L213 186L211 184V186H212L211 189L209 188V190H207L208 189L207 185H209L208 183H209V179H210ZM244 175H245V177H243ZM205 176H207V178H205ZM239 176H240V178H239ZM95 177L98 179H96ZM192 177H197L198 179H200V178L201 179L197 180L196 178L195 179L193 178V180H192ZM214 178H215V181H213ZM219 178H222V180ZM236 178H238V179H236ZM171 179H172V181H171ZM218 179L220 181L219 183L217 182ZM241 179H242V181H241ZM181 180H183V181L181 182ZM203 180H205L206 182ZM198 182H200V183L203 182L205 185L207 184L206 185L207 189L203 183H201V184L205 188L202 187V185L200 183L197 184ZM242 182H243V184H242ZM56 183H57V180L55 178H50L49 181H46V184L48 185V187L54 186ZM238 183H240V185ZM86 184L89 187H87ZM178 184H180L181 186L178 187ZM228 184H230L232 187H234L237 190V194L233 197H229L226 201H223L221 199V196H222V194H224ZM197 185H199V187L200 186L201 187L199 188ZM97 186H100L101 188L99 187V189H98ZM195 187L196 188L198 187L200 190H197ZM240 187H242V188H240ZM212 188H214L215 192H218V193L217 194L214 193V190ZM201 190L204 191L205 193H203ZM243 190H245L244 193H243ZM181 191H182V193H181ZM187 191H189V192H187ZM207 191H209V192H207ZM184 192H187V193H184ZM210 192L212 195H215V194H216V196L218 195L217 198L215 196V199H217L216 202H215V199H212V198H214V196H212L210 194ZM135 193L138 196L135 195ZM184 194H187V195L182 196ZM203 194H205L204 196H206L207 194L209 195V196L207 195L206 198H204V196H203L204 201L201 198ZM243 194H245V195H243ZM133 195H135V196H133ZM191 195H193V196H191ZM109 196L110 197H116L114 199L118 198L119 204L121 203V201L123 202L126 198L125 196L124 197L122 196V198L120 196L118 197V195H116L113 192L111 194H109ZM145 196H146V193H145ZM186 196L188 197V199ZM211 196H212V198H211ZM246 197L248 199H246ZM120 198H121V200H120ZM118 199H117V201H118ZM145 199H148V198L145 197ZM185 199H186V201H185ZM208 200H209V202H207ZM210 200H211V202L214 201V202H212L213 205L210 202ZM199 202L201 205L205 206V209H202L203 206L201 207ZM205 202H207L206 203L207 205L211 204L210 206L212 208L211 207L209 208L207 205H204L203 203H205ZM136 205H138V203H136ZM198 206L201 209L197 208ZM206 206L209 208L208 209L209 212H207L208 210L206 209ZM215 206L217 207L216 208L217 210H220V211L216 212L215 215L217 213H218L217 215H220L222 213L221 212L222 210H224L223 212L225 214V216H224V214L222 213L223 218L221 215L220 216L216 215V218L214 217V219H217V217H218V220H219L218 222H216L217 220L215 221L214 219H212L214 213L213 214L210 213V212L217 211V210L212 211V209H215ZM244 206H246V207H244ZM137 207L138 206H135V209H134L135 213L139 212ZM118 210L120 211V212H118L119 215H122L124 213V212H121L123 210H120V208H118ZM200 210H202V212ZM253 210H254V212L255 211L256 212L253 213ZM196 211H197V213H196ZM225 211L228 214L231 212L232 213L234 212L233 214L231 213V215L229 214L231 216L232 220H231V218H229V215H226L227 213ZM206 213H208L209 215ZM211 214H212V216H211ZM192 215H195V217H191ZM206 215L210 216V217H205ZM243 215H245L250 220V227H249L248 233H245V228L241 224V222H242L241 220H242ZM226 216H227L228 220H227ZM224 217L226 218L227 222L224 219ZM113 218H114L113 216H109V218H107V220H105V227L106 228L111 227V224H112L111 221L114 220ZM211 219L213 221H211ZM221 219L222 220L224 219L225 223H228V221H229V223L221 225V223L224 222V221L222 222ZM229 219L232 221L231 223H230ZM202 220H204V221L207 220L206 225L209 223L208 224L209 227H205V222L202 224ZM257 220H258V222H257ZM210 224H211V226L212 225L215 226V224H216L217 226H215V227H216V229L218 228L217 231L215 228L210 227ZM49 225H50L49 221L42 224V226H41L42 228L40 231L43 233L41 234V232H39V234H41V236L46 233L47 227ZM226 225H227V227H226ZM151 227H152L151 225L144 226L143 234L147 239L152 238L154 236V232L156 231V230L152 231ZM256 227H258V228H256ZM203 228L207 229V231H209V232H207L206 230L202 231ZM210 228H212L211 231L212 230H214V231L211 232ZM220 229H223V230H220ZM232 230H235V232ZM228 231H229V234L226 235L225 233H227ZM231 231H232V233L234 232L233 235L236 237L232 236ZM205 232L207 234H209V237L207 235L205 236V234H206ZM215 232L217 235L215 234ZM219 232H222V233L218 234ZM197 234H198V236L196 237ZM224 234H225V237H224V240H222ZM218 235L222 239L220 237H218ZM228 235H230L231 237ZM215 236H216V238H215ZM226 236L229 237V239ZM203 237H206L205 241H201V239L202 240L204 239ZM210 238H212V240ZM217 238L218 239L220 238L219 240H222L224 242L220 241L221 242L220 244L217 243V241H216ZM219 240H218V242H219ZM200 242H202V243H200ZM239 243H240V245H239ZM232 244L234 247L232 246ZM160 248H161V246H158V245H156L154 247L152 246L149 248V252L152 255V259L156 258V256H154V255ZM227 255H228V257H227ZM216 257H217V255L213 256V262H215ZM217 260L222 261L218 258H217ZM58 263H59V261H57V260L53 261V264H58ZM107 264H110V263L108 262Z\"/></svg>",
    "mask_w": 264,
    "mask_h": 264
}]
</instances>
